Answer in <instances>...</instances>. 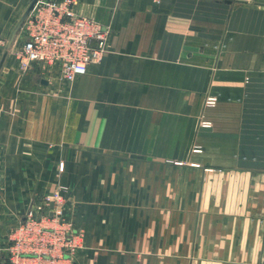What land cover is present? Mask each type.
Returning a JSON list of instances; mask_svg holds the SVG:
<instances>
[{
    "label": "crops",
    "instance_id": "obj_1",
    "mask_svg": "<svg viewBox=\"0 0 264 264\" xmlns=\"http://www.w3.org/2000/svg\"><path fill=\"white\" fill-rule=\"evenodd\" d=\"M32 1L0 0V264L61 185L72 264H264V0H72L108 38L71 83L18 72Z\"/></svg>",
    "mask_w": 264,
    "mask_h": 264
},
{
    "label": "built area",
    "instance_id": "obj_2",
    "mask_svg": "<svg viewBox=\"0 0 264 264\" xmlns=\"http://www.w3.org/2000/svg\"><path fill=\"white\" fill-rule=\"evenodd\" d=\"M25 41L20 51L23 72L37 65L41 72L57 68L63 82L71 83L99 64L106 53L108 31L93 19L79 16L72 0H37L22 23ZM216 98L207 97L212 107ZM208 128V122H200ZM62 165L59 171H62ZM59 187L45 205L30 209L10 228L3 264H72L82 246V234L65 217Z\"/></svg>",
    "mask_w": 264,
    "mask_h": 264
},
{
    "label": "rangeland",
    "instance_id": "obj_3",
    "mask_svg": "<svg viewBox=\"0 0 264 264\" xmlns=\"http://www.w3.org/2000/svg\"><path fill=\"white\" fill-rule=\"evenodd\" d=\"M20 51H21V49H18L16 52H15V58H16V60H17V63H18V72H21V73H23V68L21 67V65H20ZM46 71L47 70H45V73H46ZM207 98V97H206ZM205 98V99H206ZM215 98V97H214ZM217 100V99H216ZM205 101V100H204ZM217 102V101H216ZM60 165H62V164H60ZM60 167V166H59ZM62 168H63V165H62ZM63 171V170H62ZM61 171V172H62ZM59 187H62V188H66L65 186H63V185H61V186H59ZM59 187L57 188V189H55L54 191H51V192H49V193H47L46 195H44L43 197H42V201H41V203H42V207L45 205V203H46V201L48 200V199H50L51 198V196H53V193L55 192V191H57V190H59ZM61 195V197H62V201H63V206H64V208H65V204H66V202L68 201V194L66 193V190L65 191H63V193H61L60 194ZM39 207H36L34 210H37ZM65 210V212H66V208L64 209ZM65 217H66V219H67V214L65 213ZM72 226V225H71ZM74 229V228H73ZM80 232V231H79Z\"/></svg>",
    "mask_w": 264,
    "mask_h": 264
},
{
    "label": "water",
    "instance_id": "obj_4",
    "mask_svg": "<svg viewBox=\"0 0 264 264\" xmlns=\"http://www.w3.org/2000/svg\"><path fill=\"white\" fill-rule=\"evenodd\" d=\"M37 0H33L30 4V6L28 7L27 11L25 12V14L23 15V17L21 18L18 26H17V29L22 25L23 21L25 20V18L27 17V15L30 13V11L32 10L34 4L36 3ZM42 83H45L42 81Z\"/></svg>",
    "mask_w": 264,
    "mask_h": 264
}]
</instances>
